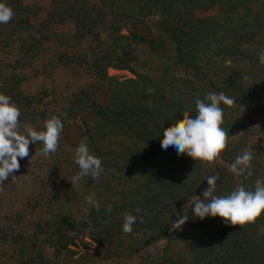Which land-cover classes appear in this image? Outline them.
<instances>
[{
  "label": "trees",
  "instance_id": "16d2710c",
  "mask_svg": "<svg viewBox=\"0 0 264 264\" xmlns=\"http://www.w3.org/2000/svg\"><path fill=\"white\" fill-rule=\"evenodd\" d=\"M5 2L15 14L0 24V92L22 125L60 115L64 131L47 158L30 144L5 181L33 176L19 209L0 205V264H264V214L241 226L192 213L209 175L220 195L264 179V0ZM209 92L236 100L221 104L226 148L212 162L162 149L164 129L195 118ZM84 137L104 173L72 185ZM245 149L248 179L230 170ZM93 193L99 210L86 203Z\"/></svg>",
  "mask_w": 264,
  "mask_h": 264
},
{
  "label": "clouds",
  "instance_id": "9594fccd",
  "mask_svg": "<svg viewBox=\"0 0 264 264\" xmlns=\"http://www.w3.org/2000/svg\"><path fill=\"white\" fill-rule=\"evenodd\" d=\"M14 11L5 0H0V24H7L14 16ZM259 63L264 65V50L258 53ZM236 103L233 97L223 92H209L203 99H196L195 118L188 116L183 124L176 122L165 128L163 139L160 142L162 149L177 156L184 153L193 160L212 162L226 148L228 132L222 127L224 123V109L221 104L232 106ZM66 115V114H61ZM19 106L12 101L9 95L0 92V184L9 179L10 174L18 171L20 160L29 156V145L41 143L40 154L47 158L58 149L64 123L60 115H53L44 122L42 130L22 125ZM19 158V159H18ZM253 155L245 149L230 165V170L238 176L248 179L253 176ZM75 164L79 171L71 179V184L79 183L85 177L98 180L104 173L103 162L100 157L90 151L88 138L84 137L75 150ZM208 187L203 190L201 199H197L192 206V213L201 220L206 217H221L225 223L231 225H245L253 222L264 214V179H257L254 187L248 188L238 184L227 194H217L218 176L213 174L205 179ZM90 209L99 210L100 203L95 194L86 198ZM85 208L87 214L90 210ZM106 211L111 212V206ZM140 209L136 214L125 213L122 231L125 234L133 233V225L137 223ZM143 222V217H139ZM189 218L177 214L172 223V229H180Z\"/></svg>",
  "mask_w": 264,
  "mask_h": 264
},
{
  "label": "rangeland",
  "instance_id": "374dc122",
  "mask_svg": "<svg viewBox=\"0 0 264 264\" xmlns=\"http://www.w3.org/2000/svg\"><path fill=\"white\" fill-rule=\"evenodd\" d=\"M115 74L118 73L112 70L110 71V75ZM123 76H128V74L123 73ZM32 180V174L27 172L25 173L24 171L19 177H14L11 184H7L6 182L0 184V205H8V208H11L13 206L16 210L19 209V198L20 194L23 193L21 192V190H24V192H28V190L32 186Z\"/></svg>",
  "mask_w": 264,
  "mask_h": 264
}]
</instances>
